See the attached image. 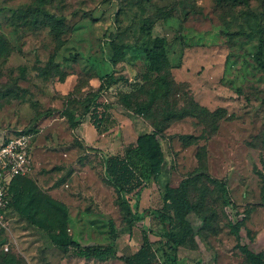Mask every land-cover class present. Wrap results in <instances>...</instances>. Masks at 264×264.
Masks as SVG:
<instances>
[{"label":"rangeland","instance_id":"obj_1","mask_svg":"<svg viewBox=\"0 0 264 264\" xmlns=\"http://www.w3.org/2000/svg\"><path fill=\"white\" fill-rule=\"evenodd\" d=\"M46 13L59 18L56 25ZM260 35L264 0H0V142L32 129L27 174L69 205L78 242L115 243L123 254L140 247L150 219L128 225L106 177L108 153L87 144L76 128L100 101L107 103L120 150L141 132L161 130L171 184L186 183L178 202L182 209L196 206L187 215L194 244L174 253L166 232L150 233L162 241L161 261L243 264L230 228L237 211H247L251 230L252 238L242 230V241L264 249V73L254 59ZM154 36L167 39L172 83L151 101L157 72L141 46ZM114 42L123 55L118 63L111 61ZM211 178L225 180L235 207L224 203ZM161 203L151 179L142 206ZM7 258L13 264H126L63 250L14 209L0 218V264Z\"/></svg>","mask_w":264,"mask_h":264},{"label":"trees","instance_id":"obj_2","mask_svg":"<svg viewBox=\"0 0 264 264\" xmlns=\"http://www.w3.org/2000/svg\"><path fill=\"white\" fill-rule=\"evenodd\" d=\"M232 1L248 3V0ZM46 18L53 26L56 25L55 21L59 20L51 13H46ZM113 45L114 52L111 61L118 63L123 59L122 50L116 42ZM141 48L146 54L149 69L157 72L156 85L150 97V100L153 101L156 91L163 90L164 93H167L171 88L172 73L169 67L167 39L161 36L150 37L143 42ZM254 59L264 73L263 35L259 37ZM108 82L110 81L108 80ZM105 86L104 83L101 85L96 97ZM105 105L107 103L96 101L90 115L91 122L99 132L107 130L108 114ZM195 106L204 109L197 103ZM101 107L102 109H100ZM138 110L142 111V109ZM184 115L181 112L178 117ZM20 130L34 132L32 129ZM161 133L162 131L159 129L141 132L135 140L125 146L123 153L108 155L105 161L106 177L117 191L120 203L126 213L128 225L132 228L137 221L150 219V224H146L143 229L142 243L136 251L130 250L119 254V247L115 243L82 245L70 231L69 205L44 190L28 174H18L13 177L8 187L11 201L4 213L14 209L32 224L45 230L53 244L66 251L73 249L75 254L81 257L99 260L120 258L126 264H176L175 256L172 257L171 262L161 261L159 252L162 248V241L152 240L150 233L156 230L166 232L168 239L166 244L174 253L186 242L194 244L195 233L187 215L191 209H196V206L192 204L189 209H182L178 202L179 188L183 194L186 183H182L180 187H174L171 184V173L165 157ZM151 179H154L160 187L162 203L157 207H143L142 198ZM211 180L217 184L224 203L235 207L236 204L225 180L218 178H211ZM261 196L264 201V184ZM236 214L237 219L230 221V228L238 239L237 247L245 255L246 262L243 264H264V249L256 250L248 242L242 241L243 229H246L247 234L252 238L251 230L246 226L247 211H237ZM204 220L207 223V217H204ZM112 232H115L114 228H112ZM6 263L13 264L8 258Z\"/></svg>","mask_w":264,"mask_h":264},{"label":"built area","instance_id":"obj_3","mask_svg":"<svg viewBox=\"0 0 264 264\" xmlns=\"http://www.w3.org/2000/svg\"><path fill=\"white\" fill-rule=\"evenodd\" d=\"M34 139V132L20 130L0 142V218L11 201L8 187L13 177L31 169Z\"/></svg>","mask_w":264,"mask_h":264},{"label":"crops","instance_id":"obj_4","mask_svg":"<svg viewBox=\"0 0 264 264\" xmlns=\"http://www.w3.org/2000/svg\"><path fill=\"white\" fill-rule=\"evenodd\" d=\"M113 129V126L111 127L110 124H107V131L99 132L90 119H83L76 128L77 132L81 134V138H84L87 144L98 145L103 148L104 152L108 153V155L123 153L124 150H120L119 140L118 137H116L117 130L113 132ZM34 147L35 143L32 149V162L34 161Z\"/></svg>","mask_w":264,"mask_h":264}]
</instances>
